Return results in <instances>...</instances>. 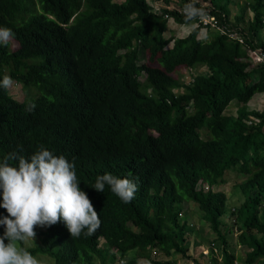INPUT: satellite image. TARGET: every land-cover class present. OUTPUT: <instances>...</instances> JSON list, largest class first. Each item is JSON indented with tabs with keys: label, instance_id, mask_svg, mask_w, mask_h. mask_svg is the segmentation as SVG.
<instances>
[{
	"label": "trees",
	"instance_id": "trees-1",
	"mask_svg": "<svg viewBox=\"0 0 264 264\" xmlns=\"http://www.w3.org/2000/svg\"><path fill=\"white\" fill-rule=\"evenodd\" d=\"M210 4L243 42L201 24L166 37L169 18L188 25L180 8L155 12L147 0H0V27L10 28L17 44L0 45V79L10 76L26 94L18 100L0 88V160L28 158L41 146L64 156L101 220L94 235L78 238L63 222L45 228L37 246L19 242L31 255L47 254L54 264H176V253L189 256L193 224L179 214L192 201L215 234L204 245L209 254L237 264L226 235L238 231L245 262L264 264V109L248 108L264 93V63L249 56L264 51V0L247 1L245 28L231 23L227 3ZM201 28L205 40L197 38ZM198 67L204 70L189 82L176 73ZM232 101L236 114L227 115ZM227 170L243 177L245 198L232 210L226 194L212 188ZM105 173L135 182V199L123 203L107 185L92 188ZM227 214L233 217L224 226ZM2 215L8 213L0 208Z\"/></svg>",
	"mask_w": 264,
	"mask_h": 264
},
{
	"label": "clouds",
	"instance_id": "clouds-1",
	"mask_svg": "<svg viewBox=\"0 0 264 264\" xmlns=\"http://www.w3.org/2000/svg\"><path fill=\"white\" fill-rule=\"evenodd\" d=\"M196 4L197 0H189L181 7L184 21L192 31H196V22L202 21L207 14ZM197 38L205 40L207 34L198 33ZM13 41V31L0 27V45L6 46ZM12 85L10 76L0 79V88L7 90ZM35 107V103L29 102L25 110L32 112ZM13 160L18 162L15 166L9 163ZM106 185L123 203L134 200L139 190L132 180L111 173L98 175L91 187L104 192ZM203 186L205 190L208 188L205 183ZM0 195V208L8 213L0 216V226L4 229L0 235V264H38L29 251L16 244L34 240L36 227L48 228L63 222L70 236L78 238L94 235L101 226L90 198L79 187L75 165L42 146L28 158L10 153L0 160Z\"/></svg>",
	"mask_w": 264,
	"mask_h": 264
},
{
	"label": "rangeland",
	"instance_id": "rangeland-1",
	"mask_svg": "<svg viewBox=\"0 0 264 264\" xmlns=\"http://www.w3.org/2000/svg\"><path fill=\"white\" fill-rule=\"evenodd\" d=\"M119 1V0H118ZM172 2L176 3V6H178V1L177 0H170ZM201 2L204 1L206 2L205 8H210V0H200ZM247 1L249 0H213L215 5H224L227 3V9H229V15L230 18H232L231 23H236L239 24V27L245 28V26L248 23V20L251 19L252 17V12L247 6ZM182 4V0L180 2L179 0V6L180 8ZM241 7H245L244 10H242ZM234 25V24H233ZM237 27L236 25H234ZM182 26L178 23L172 20H168V29L165 31V36H186L190 31L188 30L187 33H181L180 28ZM238 28V27H237ZM207 31V30H206ZM204 34V33H201ZM261 38L264 40V28L261 31ZM172 41L168 44V47L172 45ZM16 42L13 41L10 43L11 48H16ZM264 54V51L261 50ZM143 61H146L144 59ZM259 63H264V60L259 62ZM258 63V64H259ZM204 70V67H198L196 69H191V70H184V69H179L176 71L178 73L182 80L184 82H189L191 80V75L193 72L201 71ZM254 79V78H253ZM140 80H144V75L140 76ZM11 94L18 100H23L26 97V94L24 93L23 89L21 86L17 83H13L12 87L10 88ZM248 108L249 109H255V110H263L264 109V93H256L254 96L249 100L248 102ZM237 110V104L235 101H232L226 108L225 113L227 115H235ZM201 135L204 136V132L200 131ZM243 177L239 175V173L235 170H227L224 175V180L223 182H220L216 185H214L212 188L214 190H219L222 191L226 194L227 196V207L229 210H232L233 208H237L238 205L244 200L245 195L241 191V189L238 187L239 182ZM232 215H225L222 219L224 221V226H227L228 219H231ZM180 221H185L187 224L191 225L193 224V230L189 233L186 234V243H187V257L182 256L181 254H175L173 255L175 258H177L180 262L183 264H191L190 262H199L201 264H221V259L219 256H215L213 254H207L203 255L201 250L203 249L204 245H207L209 243V240H214L215 239V234L212 231V229L209 227L208 222L204 219L203 217V212L198 208V206L192 202V201H185L183 202V207L181 214H179ZM233 217V216H232ZM224 228V227H223ZM45 230V228H40L36 227L34 231L36 232V237L34 240L28 239L24 241V246L25 247H34L37 246L40 243V231ZM237 232L233 233H227L226 238L228 241V247L231 250H234L237 258V264H262V259H258L253 263H246L245 262V256L246 252L248 251V248L246 246H243L237 242ZM101 241H103L101 239ZM17 247H21L19 242H16ZM214 253H216L214 251ZM131 254H135L134 251H131ZM34 258L37 259L38 264H54L53 258H51L47 254H36L32 255ZM157 257H161L162 253H159L156 255ZM216 260H213V259ZM53 262V263H52ZM146 259L145 258H140L137 264H146Z\"/></svg>",
	"mask_w": 264,
	"mask_h": 264
},
{
	"label": "built area",
	"instance_id": "built-area-1",
	"mask_svg": "<svg viewBox=\"0 0 264 264\" xmlns=\"http://www.w3.org/2000/svg\"><path fill=\"white\" fill-rule=\"evenodd\" d=\"M182 9L183 8L180 9L181 12H182ZM204 10L206 11L207 14L202 21H197V24H201L208 28L218 30L220 33L227 34L228 37L232 39H235L239 42H243V36L240 34L238 28L233 27V26L231 27L226 23H222L221 20L214 13H211L209 11V8H205ZM165 16L167 17V15ZM249 56L253 64H258L259 62L264 60V54L260 48H258L257 50L250 51ZM209 251H210V248L208 246L203 247V249L201 250V252L204 255H207Z\"/></svg>",
	"mask_w": 264,
	"mask_h": 264
},
{
	"label": "crops",
	"instance_id": "crops-1",
	"mask_svg": "<svg viewBox=\"0 0 264 264\" xmlns=\"http://www.w3.org/2000/svg\"><path fill=\"white\" fill-rule=\"evenodd\" d=\"M178 1V6H176V3L175 2H172L170 0H147V2L150 4V6L152 7V9L155 11V12H160L162 9L164 8H167V9H173V8H180L179 6V0ZM181 2V0H180ZM206 3V2H205ZM229 11V9H228ZM230 12V11H229ZM229 19L231 20L232 18H230V15H229ZM169 20H172V18H169ZM232 21V20H231ZM175 24V22H174ZM182 27L180 28V32L181 33H187L188 30L191 29L190 25H183V24H180ZM206 29L205 28H201L199 30V33H206ZM179 37H182V36H179ZM237 232V231H235ZM204 255V254H203ZM213 255L215 256H219V254L217 255V253H213ZM220 259H221V255L219 256ZM191 264H194L193 262H190ZM237 263V262H236ZM176 264H183L182 262L180 261H176ZM185 264V263H184Z\"/></svg>",
	"mask_w": 264,
	"mask_h": 264
}]
</instances>
